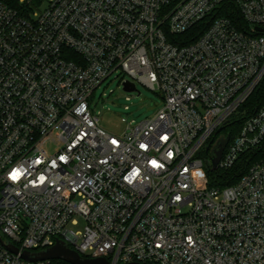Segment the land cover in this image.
<instances>
[{
	"label": "built area",
	"instance_id": "built-area-1",
	"mask_svg": "<svg viewBox=\"0 0 264 264\" xmlns=\"http://www.w3.org/2000/svg\"><path fill=\"white\" fill-rule=\"evenodd\" d=\"M118 71L163 98L121 133L89 103ZM260 85L264 0H0V264H50L20 253L56 240L111 264H264V157L207 176L218 136L215 170L263 144L264 98L241 109Z\"/></svg>",
	"mask_w": 264,
	"mask_h": 264
},
{
	"label": "rangeland",
	"instance_id": "rangeland-1",
	"mask_svg": "<svg viewBox=\"0 0 264 264\" xmlns=\"http://www.w3.org/2000/svg\"><path fill=\"white\" fill-rule=\"evenodd\" d=\"M122 74L114 72L101 82L89 97L91 110L99 115L100 123L111 132L121 133L128 123H138L151 117L163 105V98L155 91L136 81L140 92H127L121 82ZM226 137H217L216 144ZM84 221L77 218V223L68 228L78 233L83 230Z\"/></svg>",
	"mask_w": 264,
	"mask_h": 264
},
{
	"label": "trees",
	"instance_id": "trees-1",
	"mask_svg": "<svg viewBox=\"0 0 264 264\" xmlns=\"http://www.w3.org/2000/svg\"><path fill=\"white\" fill-rule=\"evenodd\" d=\"M207 22L197 23V25L191 27L189 31L183 34L186 42L192 41L201 34L203 30V25ZM264 98V86H258L248 97L247 101L241 106V109L245 107L249 108V112H253L255 108L261 103ZM242 117L236 118L233 117L229 122V125L225 126V131H231L235 133L240 126ZM205 156H209V153L205 154ZM264 157V142L261 147L255 149L254 151L245 152L241 157L236 161V163L227 170L221 171L217 170H209L207 169V176L209 178L210 186H226L235 183L248 169V167ZM50 264H70L61 259L51 260Z\"/></svg>",
	"mask_w": 264,
	"mask_h": 264
},
{
	"label": "water",
	"instance_id": "water-1",
	"mask_svg": "<svg viewBox=\"0 0 264 264\" xmlns=\"http://www.w3.org/2000/svg\"><path fill=\"white\" fill-rule=\"evenodd\" d=\"M123 89L127 92H137L138 94V90L136 89L133 83L125 82L123 84ZM226 144H227V138L225 139V141L215 144V146L211 149L210 165L207 166V169L209 170L216 169ZM8 249L13 253H18V249L16 247L8 246ZM20 256L28 261H38V260L51 261L54 259H61L70 264H111L106 258L103 257H97V258L83 257L76 250L68 247L60 240H56V242L50 247H47L37 252L23 251L20 253ZM121 264H141V263L129 262V263H121Z\"/></svg>",
	"mask_w": 264,
	"mask_h": 264
}]
</instances>
